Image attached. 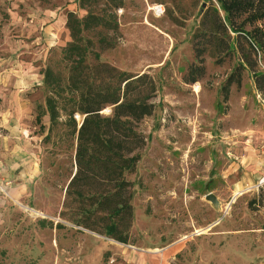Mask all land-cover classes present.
<instances>
[{"label": "rangeland", "instance_id": "rangeland-1", "mask_svg": "<svg viewBox=\"0 0 264 264\" xmlns=\"http://www.w3.org/2000/svg\"><path fill=\"white\" fill-rule=\"evenodd\" d=\"M208 7V0H124L116 9L117 44L101 53L120 69L148 73L156 85L154 110L137 123L146 143L127 175L128 243L60 216L74 171L73 140L62 112L52 130L47 112L36 120L37 109H45L44 84L26 90L40 174L22 199L0 203V264H264V188L234 193L239 172L231 173L233 165L244 170L243 155H256L264 143V76L253 73H264V20L237 19L262 39L261 48L239 35L222 62L205 54L203 76L188 83L192 34ZM67 11L85 14L78 0H0V66L29 60L42 72L50 64L64 73L60 48L70 37L59 16ZM47 27L58 43L43 48ZM239 62L243 69H235ZM233 71L239 80L228 84Z\"/></svg>", "mask_w": 264, "mask_h": 264}, {"label": "trees", "instance_id": "trees-1", "mask_svg": "<svg viewBox=\"0 0 264 264\" xmlns=\"http://www.w3.org/2000/svg\"><path fill=\"white\" fill-rule=\"evenodd\" d=\"M208 1L209 7L202 12L201 22L192 34L195 64L185 75L188 83L203 76L205 54L222 62L235 49L239 35L246 37L251 48L263 45L262 39L237 19L246 14L245 19L251 22L264 20V0ZM123 4L124 0H78L85 14L79 17L73 11L66 12L70 40L60 48L65 72L50 64L44 68L43 84L48 95L45 109H37L35 118L41 121L47 112L48 129L52 130L62 112L73 140L75 171L73 175L71 171L65 186L60 216L74 225L128 243L133 183L127 175L135 170L139 150L146 143L137 123L152 114L156 85L146 72L132 73L101 60V53L117 44L116 9ZM237 67L243 69L244 63L239 62ZM253 73L264 76L262 72ZM233 76L234 71L228 84L239 80V73L237 78ZM105 108L110 111L103 112ZM76 113L81 116L79 121Z\"/></svg>", "mask_w": 264, "mask_h": 264}, {"label": "crops", "instance_id": "crops-1", "mask_svg": "<svg viewBox=\"0 0 264 264\" xmlns=\"http://www.w3.org/2000/svg\"><path fill=\"white\" fill-rule=\"evenodd\" d=\"M59 22L65 28L66 14H60ZM57 43L55 28H45L42 47L49 48ZM43 54L44 51L41 57ZM20 61L22 63L16 65L0 66V182L6 195L0 203L22 199L40 174L37 141L28 123L33 104L26 90L43 83L42 64ZM239 163L244 170L233 165L231 171L232 174L236 170L239 172L233 180L234 193L256 186L263 165L261 149L256 155L245 153Z\"/></svg>", "mask_w": 264, "mask_h": 264}, {"label": "built area", "instance_id": "built-area-1", "mask_svg": "<svg viewBox=\"0 0 264 264\" xmlns=\"http://www.w3.org/2000/svg\"><path fill=\"white\" fill-rule=\"evenodd\" d=\"M161 11H163L162 7L160 8ZM262 154H263V165L261 167V173L260 177L257 180L256 189L261 191L264 188V143L262 144L261 148ZM6 197L5 191L3 189V185L0 182V199Z\"/></svg>", "mask_w": 264, "mask_h": 264}, {"label": "water", "instance_id": "water-1", "mask_svg": "<svg viewBox=\"0 0 264 264\" xmlns=\"http://www.w3.org/2000/svg\"><path fill=\"white\" fill-rule=\"evenodd\" d=\"M74 171H75V167H74ZM74 171H73L72 175L74 174ZM208 198L211 199L212 201L216 202V199L213 195H208Z\"/></svg>", "mask_w": 264, "mask_h": 264}]
</instances>
